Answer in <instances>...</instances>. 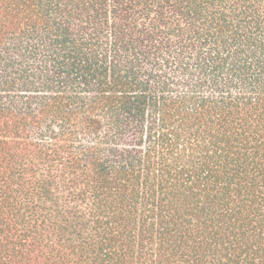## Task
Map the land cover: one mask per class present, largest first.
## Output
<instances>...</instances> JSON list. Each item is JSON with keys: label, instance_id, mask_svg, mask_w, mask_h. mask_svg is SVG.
Masks as SVG:
<instances>
[{"label": "trees", "instance_id": "1", "mask_svg": "<svg viewBox=\"0 0 264 264\" xmlns=\"http://www.w3.org/2000/svg\"><path fill=\"white\" fill-rule=\"evenodd\" d=\"M0 264H264V0H0Z\"/></svg>", "mask_w": 264, "mask_h": 264}]
</instances>
